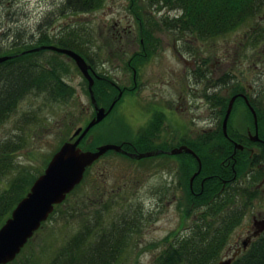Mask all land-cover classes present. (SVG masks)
Returning a JSON list of instances; mask_svg holds the SVG:
<instances>
[{
	"label": "rangeland",
	"instance_id": "rangeland-1",
	"mask_svg": "<svg viewBox=\"0 0 264 264\" xmlns=\"http://www.w3.org/2000/svg\"><path fill=\"white\" fill-rule=\"evenodd\" d=\"M63 2L1 0L0 26L24 38L30 35L35 38L42 32L51 37L71 32L93 61L97 73H107L113 81H117L116 77H123L121 65L116 68L121 60L112 66L105 56L109 55L108 47L115 51L122 45L135 47L139 42V26L130 7L131 0H103L98 9L75 14L59 13ZM137 5L140 17L154 22L153 30L158 43L154 40L153 43L159 51L157 54L149 53L144 60V69L150 71L147 80L140 82L134 94L126 93L111 114L92 128L82 141L83 148L118 144L135 138V124L141 115L140 98H154L155 93L176 94L186 89L192 104L186 118L193 130L192 122L200 126L214 121L210 106L205 104L206 109L197 108L200 102L197 92L212 91L207 85L208 80H234L244 89L250 86L251 92H259L264 97V20L249 18L234 31L202 39L190 33L188 36L169 32L164 24L161 25L160 19L174 15L169 8L158 9L149 5L148 0H138ZM0 39L5 44L12 41L11 36ZM174 43L191 48L193 57L201 60V74L205 73L204 88L194 84L191 76L187 79V70L184 72L186 66L167 49ZM60 58L67 63L68 73L64 79L73 88V94L65 101H58L46 93H32L19 102L0 127V148H14L6 156L0 154L5 159L2 160L4 163L0 162V188L23 170L39 175L58 147L94 114L86 79L73 61L65 55ZM167 79L170 83L162 85L161 82ZM99 100L98 104L105 107L111 101L102 96ZM240 104L235 107L232 117L235 125L238 122L248 124V118L244 116L247 114H244ZM175 131L176 140L188 134L184 129ZM191 134L194 132L191 131ZM162 161L155 158L129 159L108 151L88 170L83 181L60 206L62 211L71 207L90 214L101 211L105 221L116 220L121 214L138 217L137 227L116 264H153L169 241L189 230L196 210L188 217L183 216L186 205L183 178L178 175L177 168L172 169L167 161ZM240 176L241 187L258 184L250 185L245 171ZM258 214L264 215V184L259 190V197L248 206L241 224L231 233L220 259L230 255L251 230L253 216ZM80 226L78 217L70 220L56 212L37 230L23 249L20 259L30 258L44 264Z\"/></svg>",
	"mask_w": 264,
	"mask_h": 264
},
{
	"label": "trees",
	"instance_id": "trees-1",
	"mask_svg": "<svg viewBox=\"0 0 264 264\" xmlns=\"http://www.w3.org/2000/svg\"><path fill=\"white\" fill-rule=\"evenodd\" d=\"M137 3L138 0H131L130 7L138 20L143 22ZM148 4L155 5L158 9L167 7L180 12L175 17H166L169 21L166 28L182 34L190 33L204 39L234 31L261 9L264 0H148ZM102 5L103 0H64L59 13H87ZM147 23L150 26L154 24L150 20ZM148 25L141 23L140 36L143 44L154 45L153 40L157 43L158 41L147 27ZM0 31V38L12 37V41L8 44L0 39V56H11L0 64V127L15 111L19 102L29 94L46 93L58 101H65L73 94V88L64 79L68 73V66L60 58L63 54L45 48L34 50L35 48L55 45L72 49L81 54L88 63L93 64L81 43L75 40L71 32L66 31L64 35L53 37L42 32L38 37L33 38L30 35L29 38H24L19 33H13L9 28L0 26ZM47 52L50 54H45ZM239 90L243 91L242 88ZM93 91L98 103L99 97L110 99L116 92L112 84L98 78L94 79ZM208 97L214 103L219 101V97L215 95H208ZM241 102V98L237 97L232 114L237 104ZM222 105L220 122L227 106L226 98H223ZM255 110L260 122L261 111L258 107H255ZM232 114L227 123L228 137L223 135L221 128H218L200 135L205 144L195 145L190 139H186L188 146L196 153L201 163V169L194 177L191 187L190 177L198 169V162L192 154L177 156L180 158L181 177L184 182L182 184L186 191L183 216L188 217L191 212L196 211L192 215L188 232L169 241L153 264H216L221 258L231 233L241 224L248 206L258 196L255 189L237 186L234 183L232 165L239 174L238 163L234 164L233 161L234 159L238 161L240 153L237 151L236 155H232L231 140H239L235 137L231 126ZM247 114L251 119L250 113L247 112ZM154 133L155 130L152 127L141 128L131 140L134 149L126 143L121 145L124 149L135 150L138 153L153 150ZM83 149L93 150L94 147ZM12 151H14L13 147H8L7 150L0 148V154L4 153V156ZM4 156H0L2 163H4L2 160H5ZM184 157L186 161L183 160ZM263 159L264 152L253 159L246 157L239 171L243 173L250 161L254 166L264 161ZM226 163H229L228 169L223 167ZM87 172L88 170L86 174ZM35 178V173L23 170L10 179L5 187L0 188V226L9 217L18 201L27 193ZM60 206L62 203L55 206L49 218L56 212H60L70 220L78 217L81 226L54 251L51 258L44 264H116L129 243L131 233L137 227L135 224L138 217L134 214H121L116 220L105 221L101 211L90 214L87 211H77L72 207L62 211ZM23 249L8 264H39L38 261L30 258L20 259ZM231 264H264V231L253 238L246 250L241 251Z\"/></svg>",
	"mask_w": 264,
	"mask_h": 264
},
{
	"label": "flooded vegetation",
	"instance_id": "flooded-vegetation-1",
	"mask_svg": "<svg viewBox=\"0 0 264 264\" xmlns=\"http://www.w3.org/2000/svg\"><path fill=\"white\" fill-rule=\"evenodd\" d=\"M135 17L138 21L139 28L141 23H146L148 25L147 23L148 20H144L141 17V20H143V22H140L136 15ZM250 18L253 19V21L257 19L264 20V5L257 13H255ZM162 19H160V24L161 25L164 24V26L166 27L169 21H166V18H162ZM254 26L256 29V25ZM147 27L149 28L151 33L155 36V31L153 30L154 24L153 26H150L149 24ZM168 31L175 32L174 30L171 29H168ZM184 35L190 36V34L188 33H184ZM157 47L158 46L156 45L143 44V39L140 37V35H139V42L135 47L122 45L119 47V49L115 51H113L112 48L108 47L109 50L107 51V53H109V55L105 56L107 62H110V64L114 66L115 65L114 63H116L118 60L120 62L121 60V63L117 62L118 65L116 68H118V66L120 67L121 65L124 76L121 78L116 77L117 81H113L112 79L108 78L109 74L107 73H100V74L97 73L96 69L91 66L92 71L96 76V78L107 81L110 84H112V86L114 87L116 92L111 96L110 104L113 101H115L114 106L117 105L126 93H129L131 91L135 92V90L139 87L140 82L142 81L144 82L145 80H147L150 71L149 70L146 71L144 69L145 67L144 60H147L148 53H150L151 55L157 54L159 51V48ZM182 48L184 49V51H181ZM167 49H170L171 55L173 56L177 55L179 60L182 61L183 64L186 66L184 67V72L186 73L187 70V79L189 80V76H191V79L193 78L194 80V84L196 83L197 85L203 86L204 88V86H206L203 81L204 80L203 78H205V73L201 74V67H200L201 60H196V58L193 57L191 48L188 47L186 49V46H177L174 43ZM186 54L188 55V57H186ZM119 81L121 82V86L119 85ZM236 82L234 80L224 81L222 78H216L214 82L208 80L207 85L209 86V89H211L212 91L209 92L204 90V92H197V94H199V99H200L197 108L206 109L205 104L210 106V108L213 110L214 113V121L206 122L204 125H200V126H198L196 122H192L191 127H194V130L193 128H190V122H188V119L186 118L187 113L190 112L192 109L191 99L187 97L188 94L186 93V89H184V92H178L176 94L173 93L167 95V94L155 93L154 98H145V99L140 98L141 115L135 124L136 126L135 131L139 132V130L144 127L146 128L152 127V129L154 128L155 133L152 138L153 140L152 147H153L154 155L151 157L155 159H161L163 160L162 162L167 161L172 169L177 168L178 171L177 173L178 175H180L181 162L180 160H178L180 158L177 156H181L183 154H190V153L182 151L181 153L172 155L169 154L168 152L180 146H187L188 148H190L186 142V139H190V141H192L193 144L195 145H202L205 144L206 142L202 140L200 135L210 133L212 131L217 130L218 128H221V131L223 133V128H222L223 118L221 122L219 121V115L222 113L223 110L222 101L223 98H226L229 101V99L233 95H238L237 97L241 98L242 102L240 104V107L243 109L244 114H247V112H249L251 115V119L248 117V114L244 115L245 119L246 117L248 118V124H239L240 122H238V124L235 125L233 122V118L231 120L232 123L231 126L234 135L235 137H237V139H239V140L234 139V141L231 140L233 145L232 155H236L237 151H239L240 153V155L238 156V161L234 159L233 162L234 164L236 162L238 163V167L240 170L241 169L240 166L242 162L245 161L244 159L246 157H249V159H253L255 158V156L262 155V153L264 152V97L259 92L256 91L251 92L250 86L248 89L246 88L244 89L243 86H240ZM161 83L162 85H166L169 84L170 82L167 79L162 81ZM187 85L189 88H191L190 83H187ZM239 86L240 88L243 89V91L239 90L240 89ZM195 89L197 90V88ZM223 90H225L224 93ZM235 90H237V92H235ZM208 95H215L216 97H219L218 103L212 102V99L211 98L209 99ZM110 104L107 107H104L99 104L97 105L99 107H104L105 109H107L110 106ZM255 107H258L261 111L260 122L258 121V116ZM252 109L255 112L256 122L254 119ZM93 111L95 113L94 106H93ZM233 115L234 113L232 114V117ZM219 123H220V127H219ZM125 125L127 124L125 123ZM175 129H180V130L184 129L185 132H188V134L182 137V139L180 138L176 140L174 135ZM191 131H193L194 134H191ZM255 134H257L258 137V139L256 140L251 138ZM122 143H126L127 146H130L132 149H134L131 141L125 140ZM236 143L241 144L242 148L241 149L237 148L235 146ZM125 150L127 152H133V150H128V149ZM122 155L127 158H130L127 154H122ZM183 160L186 161V158L184 157ZM251 164L252 163L250 161L249 165L245 169V172L248 178V183H250V185L254 183H258L256 184V186L254 187L250 186V187L257 191L258 194L257 197H259V190L261 189V186L264 184V161L254 166ZM228 166L229 163L223 164V167H225V169H228ZM239 170H238L239 174H237L236 170L233 168L232 165V172L234 173L233 179H235L234 183L237 186L239 185L240 182L239 179H241L242 177L240 176L242 173ZM259 173L261 174L257 175ZM257 180L259 182L261 181V183L259 184ZM263 216L264 215L261 214L257 215V217L260 218H263ZM251 232L252 230L248 231L246 236L250 235Z\"/></svg>",
	"mask_w": 264,
	"mask_h": 264
},
{
	"label": "water",
	"instance_id": "water-1",
	"mask_svg": "<svg viewBox=\"0 0 264 264\" xmlns=\"http://www.w3.org/2000/svg\"><path fill=\"white\" fill-rule=\"evenodd\" d=\"M51 49L56 52L69 56L88 81V92L92 104L95 106L96 113L84 127H78L72 134L70 140L61 144L59 149L54 152L49 162L47 163L43 173L38 175L31 184L28 192L18 201L12 209L11 214L5 219L0 226V264H8L12 262L20 253L27 241L40 228L49 215L53 212L56 205L62 203L67 195L78 186L84 178L85 171L96 160H98L108 150L127 154L133 158H145L152 156V151L147 152H127L119 144H104L95 148V150H83L79 147V143L87 132L100 121H102L107 113L111 110L113 104L105 110L103 107H98L94 97L92 86L94 84V76L92 75L90 65L77 52L68 49L60 48L53 45L40 46L34 50ZM11 56H0V64ZM236 96L231 97L228 102L226 112L222 122L223 133L227 136V120L230 115L233 102ZM114 103V102H113ZM256 122L255 112L252 109ZM76 137L74 140L72 138ZM252 139H258L255 134ZM235 146L242 148L241 144L236 143ZM182 151L193 154L198 161V169L190 181L199 173L201 163L195 153L187 146H180L172 149L170 154H178ZM252 236L259 235L264 231V217L262 219H253ZM251 241V236H248L240 241L230 256L219 260L216 264H231L241 250H245Z\"/></svg>",
	"mask_w": 264,
	"mask_h": 264
}]
</instances>
